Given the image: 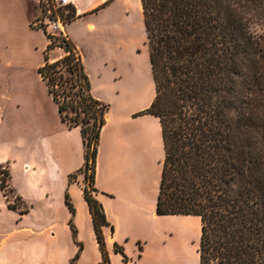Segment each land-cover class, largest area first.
Returning a JSON list of instances; mask_svg holds the SVG:
<instances>
[{"label":"trees","instance_id":"obj_1","mask_svg":"<svg viewBox=\"0 0 264 264\" xmlns=\"http://www.w3.org/2000/svg\"><path fill=\"white\" fill-rule=\"evenodd\" d=\"M139 3L154 96L136 115L158 119L164 147L155 214L199 217L198 264H264V0ZM64 11L65 21L74 18L70 5ZM46 36L37 72L60 121L80 130L79 171L90 169L83 197L101 264H109L101 234L106 219L91 194L108 106L92 96L71 43ZM54 47L65 55L49 62ZM65 203L73 214L67 196Z\"/></svg>","mask_w":264,"mask_h":264},{"label":"rangeland","instance_id":"obj_2","mask_svg":"<svg viewBox=\"0 0 264 264\" xmlns=\"http://www.w3.org/2000/svg\"><path fill=\"white\" fill-rule=\"evenodd\" d=\"M100 9L96 15L74 21H65L63 10V21L68 24H63L60 33L71 32L72 41L81 47L85 60L70 42L81 57L91 94L100 95L108 111L116 92L129 99L132 108H140L154 94L140 3L107 0ZM87 21L95 28L85 26ZM60 51L54 47L46 54L52 57ZM60 133L57 108L42 79L0 67V177L5 179L0 188V230L27 228L36 233L18 234L11 242L16 245L15 240H22L28 245L33 240L37 257L48 264H101L102 254L75 184L77 176L83 187L90 182V169L79 171L84 164L80 130ZM63 141L75 142L72 160L60 153ZM79 154L82 166L67 173ZM66 196L74 215L67 208ZM199 237L197 216L160 221L150 216V264H198ZM30 245L28 253L33 249ZM15 251L19 256V246ZM107 258L109 264H123L113 248Z\"/></svg>","mask_w":264,"mask_h":264},{"label":"crops","instance_id":"obj_3","mask_svg":"<svg viewBox=\"0 0 264 264\" xmlns=\"http://www.w3.org/2000/svg\"><path fill=\"white\" fill-rule=\"evenodd\" d=\"M68 2L74 9L72 19L74 21L88 15H96L107 0H68ZM41 16L38 0H0L1 68L9 73L24 71L40 77L37 70L44 62V52L49 44L46 34L34 27ZM90 25L95 28L92 22L87 21L85 24L88 28ZM64 36L69 42L72 41L71 32H64ZM71 43L85 60L79 44L76 41ZM56 48L61 51L59 54L54 53L52 57L50 53L47 54L49 62L59 60L65 55L62 48ZM115 94L117 97L111 104V110L106 114V122L99 136L91 194L101 205L106 219V225L101 227L106 253L109 255L113 248V253L125 257V260L122 259L123 264H150V216L160 221L163 217L181 215L155 214L164 160L162 131L156 117L147 114L136 115L150 105L154 94L136 109L131 107L129 99H125L126 97L118 92ZM92 96L104 102L94 91ZM68 130L61 122L62 135L77 132L78 128ZM74 145L75 142L71 144L63 141L59 146L60 153L72 160L75 154ZM82 164V156L79 154L75 163L67 169V173L76 171ZM75 184L81 192L79 202L83 203L86 209L85 213L97 242L79 176L76 177ZM52 226L50 225L49 228L52 229ZM21 233H28L30 236L36 234L27 228L0 230V264H48L37 257L36 243L31 244L33 240L29 239L28 245L27 241L23 243L22 240H15L16 245L12 244L11 239ZM29 245L33 249L28 253ZM15 246H19V256L15 253ZM116 246L122 253L115 252Z\"/></svg>","mask_w":264,"mask_h":264},{"label":"built area","instance_id":"obj_4","mask_svg":"<svg viewBox=\"0 0 264 264\" xmlns=\"http://www.w3.org/2000/svg\"><path fill=\"white\" fill-rule=\"evenodd\" d=\"M42 16L34 26L40 27L45 34L65 38L62 35L63 17L61 11L70 5L68 0H45L38 1ZM59 33V35H57Z\"/></svg>","mask_w":264,"mask_h":264},{"label":"bare ground","instance_id":"obj_5","mask_svg":"<svg viewBox=\"0 0 264 264\" xmlns=\"http://www.w3.org/2000/svg\"><path fill=\"white\" fill-rule=\"evenodd\" d=\"M139 1V0H138ZM93 29H90V31H92Z\"/></svg>","mask_w":264,"mask_h":264}]
</instances>
